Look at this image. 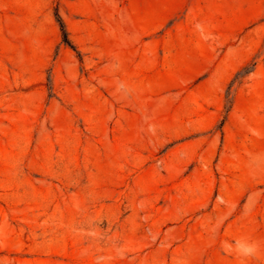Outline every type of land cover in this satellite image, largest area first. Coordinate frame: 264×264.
<instances>
[{
  "label": "rangeland",
  "instance_id": "374dc122",
  "mask_svg": "<svg viewBox=\"0 0 264 264\" xmlns=\"http://www.w3.org/2000/svg\"><path fill=\"white\" fill-rule=\"evenodd\" d=\"M0 264H264V0H0Z\"/></svg>",
  "mask_w": 264,
  "mask_h": 264
},
{
  "label": "clouds",
  "instance_id": "9594fccd",
  "mask_svg": "<svg viewBox=\"0 0 264 264\" xmlns=\"http://www.w3.org/2000/svg\"><path fill=\"white\" fill-rule=\"evenodd\" d=\"M258 252V245L254 243H248L240 249V254L244 257L254 256Z\"/></svg>",
  "mask_w": 264,
  "mask_h": 264
},
{
  "label": "trees",
  "instance_id": "16d2710c",
  "mask_svg": "<svg viewBox=\"0 0 264 264\" xmlns=\"http://www.w3.org/2000/svg\"><path fill=\"white\" fill-rule=\"evenodd\" d=\"M61 27H62V31H63V34H64V39H65L66 42L69 43L67 32H66L65 25L63 24V22H61Z\"/></svg>",
  "mask_w": 264,
  "mask_h": 264
}]
</instances>
